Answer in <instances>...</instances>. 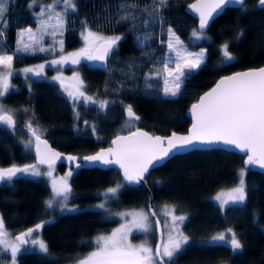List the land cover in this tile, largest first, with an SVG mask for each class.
<instances>
[{"label":"trees","instance_id":"trees-1","mask_svg":"<svg viewBox=\"0 0 264 264\" xmlns=\"http://www.w3.org/2000/svg\"><path fill=\"white\" fill-rule=\"evenodd\" d=\"M33 1L50 0H7L6 11L0 15V54L11 52L13 65L43 61L49 55L11 51L18 31L34 25L37 6ZM189 1L74 0L75 10L63 12V51L80 45L82 24L121 37L104 67L84 62L75 66L83 81L82 92L107 103L103 108L92 102L73 103L51 78L10 76L12 86L0 103L15 124L9 127L0 122V167L34 162L32 149L20 142L27 132L23 126L29 124L53 148L77 155L106 146L115 134L137 126L151 133L183 132L189 124L186 109L217 77L264 63V7L257 6L256 0H245L243 7L228 6L211 19L204 31L207 38L193 44L205 50L203 65L183 79L176 96L163 95L161 78L149 73L158 69L165 55L169 29L192 45L188 38L196 27L195 19L185 11ZM225 43L234 57L228 62L221 53ZM129 105L139 119L128 117ZM242 158L243 153L219 147L191 149L151 168L145 184L124 183L113 167L80 168L68 179L69 203L78 209L59 213L45 207L49 187L43 178L16 175L10 181H0V217L13 234L53 217L39 230L48 252L22 250L16 264H70L93 248L94 235L117 223L110 214L146 209L149 198L160 224L158 212L165 205L186 217L180 228L190 241L171 260L164 259L166 264H264V172L244 167ZM56 167L65 169L63 164ZM240 167L244 168L246 199L220 209L212 195L240 179ZM115 184L123 186L115 197L104 201L105 208H92L100 199L99 192ZM225 228L236 233L242 249L233 251L226 243L209 241ZM142 235L136 232L131 238ZM8 257L0 248V264H6Z\"/></svg>","mask_w":264,"mask_h":264},{"label":"snow or ice","instance_id":"snow-or-ice-1","mask_svg":"<svg viewBox=\"0 0 264 264\" xmlns=\"http://www.w3.org/2000/svg\"><path fill=\"white\" fill-rule=\"evenodd\" d=\"M65 6L75 10L73 0H63ZM239 5L243 7L244 0H205L191 5L192 9L199 13L200 22L199 29L203 30L209 23V19L219 11H223L229 5ZM7 0H0V15L6 11ZM259 5L264 7V0H259ZM31 7V5H29ZM52 5L49 4L48 8ZM59 16V14H57ZM62 24V21L60 22ZM31 39H35L31 35V30H28ZM170 41L168 49L170 52L176 53L175 68L169 70L165 64L164 71L169 79H165L164 94L166 96H176L181 89L183 79L187 78L192 72L198 70L204 63L205 50L199 52H189L183 50L182 41L172 29H169ZM23 35V33H21ZM193 38L199 40L203 38V33L196 29L192 33ZM86 42V47L78 52L70 53L67 57H61L58 61H53L54 64H61L67 60L72 63H79L80 57H86L88 60L103 61L109 52L116 45L121 37H102L91 31H87L83 35ZM99 42V43H97ZM22 47L18 51H27L31 46L24 43L23 40L18 41ZM41 51L45 49L41 48ZM221 53L224 62L234 59L229 51L227 43L221 46ZM0 65L5 69L11 70L13 66V56L0 55ZM44 70V65H38L36 68H24L25 73H34L40 75ZM12 75L11 71L0 75V97L4 96L9 89L8 78ZM159 75V73H157ZM53 79H61L53 77ZM79 81V77H74ZM63 83V81H61ZM82 83V81H80ZM69 96L74 100L84 97L85 101H90L92 98L85 96L79 88L74 92H69ZM107 102H101L100 107L103 108ZM127 115L130 119L136 117L132 107L127 106ZM191 115L194 123L189 130L188 135H178L173 132L171 136L162 138L160 136H150L147 132H133L127 137H116L112 141L114 147L107 150L97 152L95 155H89L77 160L75 156H68L66 159L75 164L70 170L59 180L52 181V194L45 201L47 208H52L54 201L59 204L61 209L67 207L71 188L68 183L69 177L80 168L95 166L97 162L102 165L116 164L123 170V178L125 181L139 183L144 180L145 173L149 172L150 168H155L164 163V161L174 154H178L196 144L211 145L214 143H223L225 145L235 146V148L244 152L247 159L244 161L246 166L259 165L264 169V67L257 70L235 73L231 76L221 79L215 88L210 92L205 93L200 97L199 103L193 104L191 107ZM0 122L13 127L15 124L14 117L3 110L0 105ZM32 135L36 137L37 154L40 164H48L49 171L47 175L51 176L53 164L61 159V154L47 149L45 141H41L36 130L32 125H28ZM44 143L46 151L41 153L40 144ZM31 172L32 175L39 176L41 172L35 165H27L24 167H8L0 168V181H10L17 173ZM244 169L240 170L239 184L232 188L227 193L217 194L214 199L220 202V207L223 209L226 205L243 203L246 199L244 187ZM122 184H117L115 187H109L105 192L100 193L105 200L115 197ZM105 203L95 205L94 207L103 209ZM155 215V213H152ZM164 214L171 217V231L168 234L167 240L162 244H157L155 250L144 243L133 246L128 239V233L133 228L148 233L150 231L148 223V215L144 212L134 213H119L120 216H132V221L121 225L115 229L109 236H99L96 238L98 245L95 251L89 253L83 259L78 260V264H156V260H160V264H164L163 258L169 260L180 252L184 245L188 244L190 238L180 230L186 217L183 215H175L174 210L169 206H164ZM44 223H37L34 227L28 228L26 231L15 236L14 240L8 238V233L5 231L3 218H0V245H3L5 250L10 249L15 264V257L21 249V245L31 243L37 246L43 253L48 252L47 244L40 239H31L34 233L38 232ZM159 224V221H156ZM167 226V225H166ZM227 233H231L229 238L225 232L218 233L211 239L213 242L228 243L233 251L242 249L243 245L238 239L236 233L232 229H227Z\"/></svg>","mask_w":264,"mask_h":264},{"label":"rangeland","instance_id":"rangeland-1","mask_svg":"<svg viewBox=\"0 0 264 264\" xmlns=\"http://www.w3.org/2000/svg\"><path fill=\"white\" fill-rule=\"evenodd\" d=\"M73 3H74V0H73ZM33 4H36V6H37L36 9L34 10V20H35L34 21V25L32 27H29V26L23 27V28H21L18 31L16 39H15V43H14L15 44L14 48H12L11 51L14 52V51L18 50V48L22 47V45L19 44L18 41L23 40L24 43H27V44H29L31 46L27 50V52H40V53L41 52H45V53H47L49 55L43 61L28 63V64H24V65H20V66L13 65L11 70H7L2 65H0V75H3V74H5L8 71H11L12 75H14V74H19L21 76L29 75V76H34V77H45V78H51V79H53V77H60L61 79H53V80H55L57 82L59 91L63 95H65L68 98V100H70L73 103H78V102L90 103V102H92V103L98 104L100 106L101 102L98 101V100H95L93 98L90 101H85L84 97H81L78 100H74L73 97L69 96L68 93L70 91L74 92L77 88H79L80 91H82L83 81L81 79V76H80L78 70L75 67L78 63L74 64V63L71 62L70 59L65 61L64 63H61V64H54L52 62L60 60L62 56L63 57H67L70 53L78 52L81 49L85 48L87 45H86V42H85V40L83 38V35L86 34L87 31H91V32L95 33L96 35L102 36V37H105V38L116 37L118 35L117 34H103V33H100V32H96V31L90 29L87 25L82 24L80 26V28H79L80 45L74 50L63 51L62 50V33H63V30H64L63 12L64 11H68V10H70L72 8L65 6L64 3H63V0H50V1L45 2V3H42V2L40 3V2L33 1ZM49 4L52 5L51 8H48ZM57 14H59V16ZM61 21H62V24L60 23ZM29 29L31 30V35L34 36L35 39H31L30 38V34L28 32ZM193 30L191 31V33L189 35V38H188V42H190L192 45H189L187 43L182 42V46H180V47H182L183 50H186V51H189V52H199L201 49H203V47H201V46L199 47V46H196V45H193V44L201 41L202 39H206L207 35H206V33L204 31H201L203 33V38L197 40V39L193 38V36H192ZM21 33H23V35H21ZM168 36H169V39H168V43H169V41H170V33H169V31H168ZM41 48H43L45 50L41 51L40 50ZM0 55H11V52L10 53H7V52L1 53ZM175 59H176V53L175 52H170L169 49L167 48V50L165 52V55L163 56V59L161 60L158 69L156 71H153V72L149 73L151 75H154V76H157V77L161 78L163 95H165L164 94V87H165V83L164 82H165V79L167 78V79H169V81H171V77H168L167 73L164 71L165 64H167L169 70H172V69L175 68V62H174ZM80 62L92 63L91 60H88L86 57H80L79 58V63ZM41 64L44 65V70L40 73V75H35L34 73H25V72L22 71V69L29 68V67L35 69L36 66L41 65ZM47 69L50 72H48ZM157 73H159V75H157ZM12 75H10V76H12ZM76 76L79 77V81L74 79V77H76ZM61 81H63V83ZM80 81H82V83H80ZM11 86L12 85L9 84V87H11ZM0 105L3 106L2 103H0ZM3 110L6 111L4 106H3ZM1 123L7 126V124H5L3 122H1ZM36 133L40 134L38 131H36ZM20 142L22 143L24 148L27 147V148L31 149V136H30L29 133L26 132L25 137H23V139H21ZM27 165H35L37 167V169L41 172V175L35 176V175H32L31 172L17 173L16 175H24V176L33 177V178H43L45 180L46 184L49 187V195L45 198V201H47L50 198L51 194H52V181L54 179L55 180H59L61 177H63L69 171L68 168H65L63 171H58L56 165H53L52 169H51V176H49V175H47L48 171L50 170L49 166H41L40 164H38L36 162H31V163H27V164H20V165L11 164L10 166L0 167V168H8V167H12V166L24 167V166H27ZM241 169H242V167H240L238 169L239 177H240V170ZM239 180L240 179H238L233 185L218 189L212 195V198L214 199V197L217 194L229 192L232 188L236 187L239 184ZM4 181H7V180H4ZM116 185L117 184L106 187L105 189H103L102 191L99 192V195H100V193L105 192V190L107 188L115 187ZM69 197H70V193H69V196H68V200L65 202L66 205H67V207L65 209H61L59 207V204L56 203L55 201H54V204H53L52 208H47L46 204H45V207H46V209L48 211L54 212V213H56V212L59 213V212H64V211H72V210L78 209V207L76 205H74L72 203H69ZM104 201H105V198L100 195L99 201H97L96 203L92 204L91 207L92 208H96V207H94L95 205L100 204V203H102ZM215 201L218 203V205L220 207V202L217 201V200H215ZM170 208H172V207H170ZM220 209H222V208L220 207ZM134 212H144V213L147 214V211H146L145 208L123 209V210H120V211H117V212H114V213L110 214L111 217H114V218L118 219L117 223L114 226H112L109 231L103 232V233H98V234L94 235L93 238H92L93 239V243H94L93 248L88 250V251H85L81 255L77 256L73 261L70 262V264H78V260L79 259H83L89 253H91L92 251H95L97 249V247H98V245L96 243V238L97 237H99V236H109V235H111V233L115 229L119 228L121 225L130 223L132 221V216L129 215V216L122 217V216L119 215V213H134ZM174 214L175 215H183V214H178V213H175V212H174ZM158 216L161 218V234H162L161 244H162V242L167 240L168 234L171 231L172 221H171V217L170 216H166L164 214V208L159 210ZM183 216H185V215H183ZM148 218H149V216H148ZM148 223H149V227H150V231L148 233H144L143 231L135 229V228H133L132 231L130 233H128L129 242L133 246H138V245L144 243L145 241H147V245L152 247V244L150 243V239L152 237L151 233H152V230H153V226L151 224L152 222H151L150 218L148 219ZM227 229H229V228H225L222 231L213 234L209 238V241L213 242L211 238L213 236L217 235L218 233H221V232H225L226 235H228L229 238H230L231 233H227L226 232ZM180 230H181V228H180ZM5 231H7V233L9 234L8 238L10 240H14L13 233L11 232V230H9V229H7L5 227ZM136 232L141 233V234L143 233V235L140 238H138V239H132L131 238V234L136 233ZM31 239L43 240L40 231L34 233L33 236L29 238V240H31ZM226 244H228V243H226ZM228 245H230V244H228ZM0 248L5 250L3 245H0ZM22 250H39V248L37 246L32 245L29 242L27 244L21 245L20 251H22ZM5 251L9 255L6 264H13V257L11 255V250L8 249V250H5ZM163 259H168V258L164 257ZM16 263H17V255L15 257V264Z\"/></svg>","mask_w":264,"mask_h":264},{"label":"water","instance_id":"water-1","mask_svg":"<svg viewBox=\"0 0 264 264\" xmlns=\"http://www.w3.org/2000/svg\"><path fill=\"white\" fill-rule=\"evenodd\" d=\"M244 1H245V0H244ZM198 2L202 3V2H205V0H191V1H189V2L186 4V6H185V11H186L190 16H192V17L195 19V27H196V29L199 30V31H205L208 25H207V26L205 27V29H203V30H200V29H199V22H200L199 13L196 12V11H194V10L192 9V7H191V5L197 4ZM256 5H257V6H260V5H259V0H256ZM229 6L237 7V6H239V5H234V4H233V5H229ZM220 12H221V11H219L218 14H219ZM218 14H214L213 17L209 19V23H210L211 19H213V18H214L216 15H218ZM209 23H208V24H209ZM97 43H99V42H97ZM105 61H106V58H105L103 61H100V60H91V62H92L94 65L98 66V67H104V66H105ZM261 67H264V63H263V64H260V65H258V66L246 67V68H243V69L234 70V71H231V72H229V73H226V74H223V75H220L219 77H217L216 80H215V81H214L209 87H207L203 92H201V93L197 96V98H196L193 102H191L190 105L188 106V108L186 109L185 114H186V116L189 118V124L187 125L185 131H183V132L170 131V132L167 133V134L151 133V132L147 131L146 129H144V128L140 127V126H137V127H134V128H132V129L126 131V132H119V133L115 134L114 136H112V137L110 138V140H109V142H108V144H107L106 146L99 147V148H97L95 151H93V152H91V153L84 154V155H77V154H72V153H68V152L60 151V150H58V149H56V148H53V147L50 145L49 141H48L44 136L39 135V134H37V135L40 137L41 141H45V142H46L47 149H51V151H53V152H57V153H60V154H61V159H60V160H57L55 163H61V164L65 165V166L72 167V168L75 167V164L70 163V162L66 159L68 156H75V157H77V160L79 161L80 158H82V157L89 156V155H95L97 152H100V151H102V150H107V149H109V148H111V147H114V145L112 144V141H113L114 139H116V137H118V136H119V137H127V136H130L133 132H137V131H140V132H147L150 136H160V137H162V138H166V137H168V136H171V134H172L173 132L177 133L178 135H188L189 130L191 129L192 124L194 123V120H193L192 115H191V107H192L193 104L199 103V100H200V97H201V96H203L205 93L210 92L213 88H215L216 85H217V83H218L221 79H223L224 77L231 76V75H233V74H235V73L246 72V71H250V70H257V69H259V68H261ZM23 128H24V129L30 134V136H31V149H32L33 157H34V162L40 164V163L38 162V161H39V156H38V154H37V141H36V137L32 135V131L29 130L28 125H24ZM32 128H33V127H32ZM212 147H219V148H223V149H226V150H232V151H235V152L243 153L242 165H243L244 167L256 168V169H258V170L264 172V169H261V168L259 167V165H248V166H246V165L244 164V161L247 159V156L245 155L244 152H242V151H240L239 149L235 148V146L225 145V144H223V143H219V142H218V143L211 144V145L196 144L194 147H190V148H188V149H186V150H184V151H182V152H180V153L186 152V151L191 150V149H205V148H212ZM40 149H41V153H44V152L46 151V148H45V144H44V143H41V144H40ZM55 163H54V164H55ZM40 165H41V166H48V164H40ZM95 166H96V167H113V168H115V169L119 172L120 178H121V180H122L124 183H126V184H137V183H134V182H128V181H125V180H124V178H123V170L119 168V165H116V164L102 165V164H99V162H97V163L95 164ZM150 169H151V168H150ZM146 174H147V173H145V175H146ZM139 183L145 184V179L142 180V181H140ZM146 211H147V214H148L149 218L151 219V221H152V223H153V226H154V231H155L156 238H155V241H154V244H153V250H155L156 245H157V244H161V241H162V234H161V224H160L159 218L157 217L156 214H155V215L152 214V213H154V210H153V205H152V202H151V199H150V198H149V203H148V205H147V207H146ZM52 219H53V217L50 216V217L45 218V219H43V220H40V221H38V222H36V223H34V224H31L30 226H28V227H26V228H24V229H22V230H19V231L15 232V233L13 234V237H14V239H15V236H16V235H19L20 233L26 231L28 228H32V227H34L37 223L49 222V221L52 220ZM156 221H159V224H157ZM163 261H164V259H163ZM156 263H157V264H160V260L157 259V260H156ZM164 264H166L165 261H164Z\"/></svg>","mask_w":264,"mask_h":264},{"label":"flooded vegetation","instance_id":"flooded-vegetation-1","mask_svg":"<svg viewBox=\"0 0 264 264\" xmlns=\"http://www.w3.org/2000/svg\"><path fill=\"white\" fill-rule=\"evenodd\" d=\"M80 39V38H79ZM77 48V47H76ZM76 48H74V49H76ZM74 49H72V50H74ZM70 51V50H69ZM57 164H61V163H55V164H53V165H57ZM65 166V165H64ZM65 168H68L69 170H70V168H72V167H68V166H65ZM153 229H154V227H153ZM152 237H151V239H150V243L152 244V248H153V244H154V241H155V238H156V235H155V231H154V235H151Z\"/></svg>","mask_w":264,"mask_h":264}]
</instances>
